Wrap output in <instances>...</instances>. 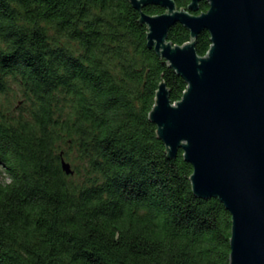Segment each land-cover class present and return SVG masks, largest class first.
<instances>
[{
    "label": "trees",
    "instance_id": "16d2710c",
    "mask_svg": "<svg viewBox=\"0 0 264 264\" xmlns=\"http://www.w3.org/2000/svg\"><path fill=\"white\" fill-rule=\"evenodd\" d=\"M147 35L130 0H0V264H230L231 213L149 118L161 81L173 103L187 83Z\"/></svg>",
    "mask_w": 264,
    "mask_h": 264
},
{
    "label": "water",
    "instance_id": "95a60500",
    "mask_svg": "<svg viewBox=\"0 0 264 264\" xmlns=\"http://www.w3.org/2000/svg\"><path fill=\"white\" fill-rule=\"evenodd\" d=\"M148 27V47L182 76L177 102L161 81L149 113L169 159L182 149L193 166L196 197L217 198L232 215L230 264H264V0H202L179 8L176 0H130ZM160 6L152 15L143 8ZM190 32L183 45L169 40L172 26ZM207 30L206 55L196 49ZM67 174L74 170L62 159Z\"/></svg>",
    "mask_w": 264,
    "mask_h": 264
},
{
    "label": "rangeland",
    "instance_id": "374dc122",
    "mask_svg": "<svg viewBox=\"0 0 264 264\" xmlns=\"http://www.w3.org/2000/svg\"><path fill=\"white\" fill-rule=\"evenodd\" d=\"M18 100H19V99H17L16 101H14V103H13V108H15V106L17 105L16 102H18ZM16 109H17V106H16Z\"/></svg>",
    "mask_w": 264,
    "mask_h": 264
}]
</instances>
